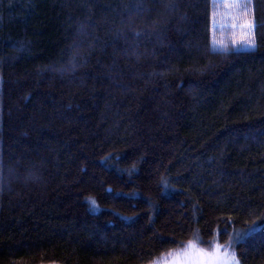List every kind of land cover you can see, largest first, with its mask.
Segmentation results:
<instances>
[{
  "label": "trees",
  "instance_id": "trees-1",
  "mask_svg": "<svg viewBox=\"0 0 264 264\" xmlns=\"http://www.w3.org/2000/svg\"><path fill=\"white\" fill-rule=\"evenodd\" d=\"M250 4L254 50L214 47L213 0H0V264H146L197 233L264 264Z\"/></svg>",
  "mask_w": 264,
  "mask_h": 264
},
{
  "label": "snow or ice",
  "instance_id": "snow-or-ice-1",
  "mask_svg": "<svg viewBox=\"0 0 264 264\" xmlns=\"http://www.w3.org/2000/svg\"><path fill=\"white\" fill-rule=\"evenodd\" d=\"M226 6L230 9H235L237 14H239L241 10H244V15H247L248 5L244 3L243 0H230ZM233 19H236V17L234 16ZM237 26H239L242 36L241 41L238 42L239 47L254 50L256 45L253 40L250 38L247 40L244 39L250 36L253 28L251 21H246L244 24L240 25H232L233 28ZM224 51L229 52L230 50L225 48ZM200 240L201 238L197 233L195 239L187 241L183 244V247L170 253L173 257L171 264H240L237 254L232 250L231 239L225 245L210 242L212 243L210 249L201 248L198 243ZM165 259H167V257H165ZM153 264H160V259L153 261Z\"/></svg>",
  "mask_w": 264,
  "mask_h": 264
},
{
  "label": "rangeland",
  "instance_id": "rangeland-1",
  "mask_svg": "<svg viewBox=\"0 0 264 264\" xmlns=\"http://www.w3.org/2000/svg\"><path fill=\"white\" fill-rule=\"evenodd\" d=\"M230 0H213V36L212 43L214 47H225L227 43L234 44L235 47H239V43L242 39L241 30L239 26L233 28L232 25L244 24L246 21H251V4L250 0H243L244 3L248 5L247 15H244V10H241L237 14L235 9H230L226 5ZM236 19H233V17ZM249 37H245L247 40Z\"/></svg>",
  "mask_w": 264,
  "mask_h": 264
},
{
  "label": "water",
  "instance_id": "water-1",
  "mask_svg": "<svg viewBox=\"0 0 264 264\" xmlns=\"http://www.w3.org/2000/svg\"><path fill=\"white\" fill-rule=\"evenodd\" d=\"M188 241H189V240H188ZM186 242H187V241H186ZM186 242H185V243H186ZM198 243H199V242H198ZM212 243H219L220 245H225L224 243H221V242H219V241H214V242H212ZM212 243H209V244H201V243H199V246H200L201 248H204V249H210L211 246H212ZM181 247H183V244H182L181 246H178V247H175V248H172V249H169V250L163 252L162 254H160V255L154 257L150 262H148V263H146V264H153V261H155V260H157V259H160V264H171V261H172L173 257L170 255V253H172L173 251H175V250H177V249H179V248H181ZM232 250L237 254L236 249L232 248ZM165 257H167V259H165ZM237 257H238V259H239L238 254H237ZM239 260H240V259H239ZM43 264H59V263H43ZM240 264H241V262H240Z\"/></svg>",
  "mask_w": 264,
  "mask_h": 264
}]
</instances>
